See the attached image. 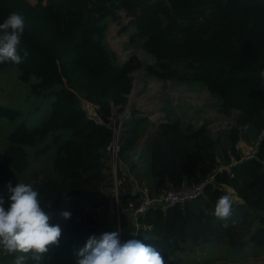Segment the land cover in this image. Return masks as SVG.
<instances>
[{"label": "trees", "instance_id": "obj_1", "mask_svg": "<svg viewBox=\"0 0 264 264\" xmlns=\"http://www.w3.org/2000/svg\"><path fill=\"white\" fill-rule=\"evenodd\" d=\"M117 4L146 38L164 79L199 82L220 101V112L234 118L219 139L207 127L186 126L179 119L162 121L150 134L145 145L150 149L152 183L144 186L153 197L194 186L213 174L217 182L183 206L150 209L139 218L138 234L168 259L201 245L228 241L238 246L243 225L253 217L260 226L249 242L263 246L264 136L248 159L241 155L239 143L244 130L259 137L264 133V0H49L36 6L26 0H0V23L13 12L25 17L20 49L28 52L21 63H3L0 68L17 67L20 80L34 81L33 96L50 98L52 109L40 126H17L0 161L2 186L5 176L28 168L30 149L47 142L55 147L57 178H45L33 188L42 204L52 202L50 223L59 225L62 234L40 264H76V253L84 245L77 239L79 229L66 234L61 212L69 210L67 203L95 190L103 176L102 152L113 138L110 130L86 117L80 100L96 105L108 121L114 107L123 110L133 89L137 61L120 65L103 43L106 18L115 15ZM22 114L0 106V119L15 123ZM138 141L135 135L123 136L121 155ZM121 166L119 162V171ZM225 194L232 197L233 216L225 222L206 215L204 209L214 211ZM139 197V192H119L120 206L128 209ZM13 259L0 254V264Z\"/></svg>", "mask_w": 264, "mask_h": 264}, {"label": "rangeland", "instance_id": "obj_2", "mask_svg": "<svg viewBox=\"0 0 264 264\" xmlns=\"http://www.w3.org/2000/svg\"><path fill=\"white\" fill-rule=\"evenodd\" d=\"M26 1L36 6L38 4L46 5L49 0ZM109 7L111 8V6ZM114 10L115 15L106 18L105 24L107 26L103 43L109 52L117 57L120 65L134 59L137 61L135 65L137 70L131 74L133 89L127 104L121 111V107L113 106V116L125 124L124 137L135 135L139 141L132 148L127 149L123 155L120 154L119 162H126L130 169L129 173L133 176L138 175L142 180L141 183L146 185L148 170L145 167V162L149 158L150 149L145 143L162 121L179 119L186 126L189 124L196 127L204 126L209 129L214 138L219 139L222 134L230 129L234 118L220 112V101L204 89L199 82L184 79L176 81L164 79L162 76L165 75L156 71L158 70V60L154 53L148 49L146 38L135 25L131 24V19L119 4L115 6ZM33 82L32 80L25 83L20 80V71L17 67L0 68V106L23 113L19 121L15 123L0 119V161L5 149L12 145L10 135L17 126L25 123L30 129H33L40 126L47 115L52 112L50 98L35 97L31 93ZM81 101L89 102L81 99L79 106ZM81 108L83 109L82 105ZM259 140L260 137L254 131L244 130L242 145L239 144V148H242L240 149L241 152L244 153V158L252 154ZM222 141L224 142L223 139ZM47 145L49 142L36 149H30L28 168L22 174L15 172L13 175L5 176L3 185L0 186V193L6 194V185L9 182L13 187L17 182L31 184L34 187L45 178H57L54 168L55 147ZM106 154L107 156L104 157ZM101 160L103 161L101 163L103 176L96 182L95 190L81 198L79 197L75 202L67 203L69 209L67 212L71 215L67 220L63 218L67 225L66 234L72 235L76 231L75 228L79 229L77 239H80L83 245L92 235L98 237L105 232L112 231H119L122 241L126 232L127 222L125 218L128 220L132 218L129 210L127 211L122 206L118 210L116 192H120L122 178L119 168L115 172V165H112L106 151L102 152ZM223 164L222 161L221 165ZM144 185L139 191L143 190ZM224 188L230 194H234L231 188L227 186ZM234 199L240 202L235 196ZM5 200V205L8 206L7 195H5ZM108 222H113L111 227ZM259 226L260 222L254 221L251 217L241 229V239H236L238 246L231 245L228 241L217 243L207 251L209 253L205 258L204 256L202 258L194 257L190 264H264V245L260 246L249 242ZM244 240L246 241L244 242ZM247 243H249L247 247L251 248H248V252L245 248ZM188 250L185 248L183 252H176L171 257L174 264H179L181 260L178 257ZM200 260L205 261L201 263ZM27 264H35V262L29 259Z\"/></svg>", "mask_w": 264, "mask_h": 264}, {"label": "clouds", "instance_id": "obj_3", "mask_svg": "<svg viewBox=\"0 0 264 264\" xmlns=\"http://www.w3.org/2000/svg\"><path fill=\"white\" fill-rule=\"evenodd\" d=\"M25 26V17L17 12L0 23V64H19L27 58V50L20 49ZM260 76L264 78V71ZM51 204H42L39 192L31 184L22 182H17L14 187L9 182L6 194L0 193V253L13 256L12 264H27L30 258L39 264L49 247L58 245L62 230L59 225L50 223L48 209ZM204 212L227 222L234 213L232 197L228 194L220 196L214 211L205 208ZM70 215L67 211L61 212L65 220ZM224 226L227 227V223ZM76 255V264H165L164 256L156 247L140 239L122 242L119 231L90 236Z\"/></svg>", "mask_w": 264, "mask_h": 264}, {"label": "built area", "instance_id": "obj_4", "mask_svg": "<svg viewBox=\"0 0 264 264\" xmlns=\"http://www.w3.org/2000/svg\"><path fill=\"white\" fill-rule=\"evenodd\" d=\"M81 105L83 107L82 110H84V112L86 113V117L89 120L94 121L99 126H104L112 132L113 138L112 142L107 148V152L112 165H115V172H117V169L119 168V158L122 151V139L126 129L125 124L115 119L114 117L108 118V121H106L99 114L98 107L93 103L81 101ZM263 136L264 133L260 136V140ZM260 140L257 147L260 145ZM232 162L237 164V161L234 158H232ZM216 182V176L213 174L201 179L200 182H198L194 186L184 187L179 190L171 189L165 191L158 197H153L150 193V189L147 186H144L142 191H138L140 194L139 199L132 201L129 204L128 210L131 212L132 216L135 219H139L154 207H159L163 211H167L176 206H183L186 203L205 195L207 188L210 186H214ZM116 199L119 210V192H116Z\"/></svg>", "mask_w": 264, "mask_h": 264}, {"label": "crops", "instance_id": "obj_5", "mask_svg": "<svg viewBox=\"0 0 264 264\" xmlns=\"http://www.w3.org/2000/svg\"><path fill=\"white\" fill-rule=\"evenodd\" d=\"M242 142V141H241ZM241 142L239 144H241ZM242 145V144H241ZM240 149H242L240 147ZM256 151L254 150L252 152V154L247 157L246 159L248 158H251L253 157V155H255ZM150 154V150L148 152V156ZM241 155L243 156L244 153L241 152ZM245 159V158H244ZM144 163V162H143ZM122 166L120 167V172H121V184H120V193L121 194H135L139 191V189L142 187V185H144L143 183H141V178L136 175V176H133L129 173V168L127 167V163L126 162H121ZM149 164H150V159L148 158V160L145 162V167L147 168L148 172L146 174V176H148V180H147V184L148 185L149 183L151 184L152 183V177L149 173ZM111 205V204H110ZM110 210H111V207H110ZM128 211V209H127ZM126 220V226H125V229H126V232H125V235L122 239V242L123 241H126L128 239H140L144 242V239H142V236H140L138 234L139 232V219H135L133 216L132 218H130L129 220L127 218H125ZM113 222H108V225H112ZM127 224L128 227H127ZM108 231H109V228H107ZM249 243L246 244L245 248L247 249V252H248V248L251 249L250 247H247L249 246L248 245ZM213 245H217V244H211V245H201L200 247L196 248V249H190L188 251H186V253H184L183 255H181L180 257H178L181 262L179 264H190L191 261L194 260V257H197V258H202L206 255H208L207 252L211 247H213ZM174 261V260H173ZM171 260V258H168V259H165V264H174ZM201 263H203L205 260H200Z\"/></svg>", "mask_w": 264, "mask_h": 264}]
</instances>
